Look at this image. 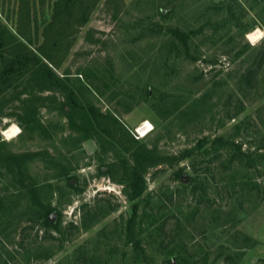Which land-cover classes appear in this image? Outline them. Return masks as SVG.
<instances>
[{"label":"rangeland","instance_id":"obj_1","mask_svg":"<svg viewBox=\"0 0 264 264\" xmlns=\"http://www.w3.org/2000/svg\"><path fill=\"white\" fill-rule=\"evenodd\" d=\"M22 1L0 0V20L46 43L80 106L34 83L2 103L0 264H264V1L80 0L65 23L57 0L19 21ZM137 149L153 164L128 234Z\"/></svg>","mask_w":264,"mask_h":264},{"label":"trees","instance_id":"obj_2","mask_svg":"<svg viewBox=\"0 0 264 264\" xmlns=\"http://www.w3.org/2000/svg\"><path fill=\"white\" fill-rule=\"evenodd\" d=\"M24 4L23 1L20 2V5L18 7V20L21 21L24 20V18L29 19L30 10H28V0ZM264 1V0H263ZM97 0L94 1L93 4H96ZM81 4L80 0H57L54 4V20H60L63 19L64 23L66 21L65 17L68 18L72 17L73 15L80 14L81 10H78V6ZM93 7H90L82 16H84L83 21L81 23H84L91 12ZM77 9V10H76ZM62 21V20H61ZM30 22V21H29ZM78 22V19L77 21ZM65 25V24H64ZM22 25L17 27L16 34L15 32H12L10 28L2 21L0 20V107L2 106V103L8 100L6 99V96L10 94L12 91H16L17 89L23 87L24 85H30L31 89H36L39 92L43 91H54L53 88H58L62 90V92L67 97L68 103L67 106H71L72 110H75L76 107H79V103L76 102V99L74 97L73 91L67 87L65 81L61 79L52 69L53 67H58L60 65V61H56L54 54L47 51L46 43H43L40 47H38L37 50L31 49V47L28 45L30 43L29 39H27L25 36L26 34L21 31ZM71 27V26H70ZM29 29L30 26H29ZM47 30L45 31L44 35L47 37ZM171 33L175 36V38L182 40L185 44L187 43V40L190 39L189 35L185 32L179 30V29H171ZM57 37V40L61 42H65L66 39L65 36ZM70 35L69 37H71ZM67 37V38H69ZM63 38V39H62ZM61 39V40H60ZM57 41V42H58ZM62 42V43H63ZM68 48L72 44L71 41L67 42ZM54 47V45H53ZM55 50V48H54ZM68 51V49H67ZM53 52V51H52ZM26 87V88H30ZM27 89H24L22 94L26 93ZM92 111V121L95 120L98 124H100V121L96 118L94 110L91 108ZM3 110L0 109V113L2 114ZM3 115H1L2 117ZM87 119V118H86ZM85 119V120H86ZM101 125V124H100ZM112 128H114L112 126ZM103 130L108 133L110 136L114 137L112 135V131L109 129ZM215 143L218 144H224L229 145V142H225L222 138H217ZM130 143V140H129ZM238 148V146H236ZM239 153H241V148H238ZM191 155V151H185L180 157L177 158V160H182L185 157H188ZM133 159H134V166L131 169L130 175L127 179V182H125L126 187L129 189L128 197L132 202H135L133 204V214L130 220L128 221L127 230L128 234L132 233L134 228V222L137 217L138 212V205L137 200L142 196L144 192V179L142 175L143 166L145 164H153V160L148 155V151H141L136 150L133 152ZM238 155L235 156V159H239ZM35 202L39 205L40 202L38 201L37 194L34 195ZM42 206V205H41ZM53 212V209H46L45 208V222L50 223L48 220V215H50ZM57 229V227H55ZM139 247L138 243L136 245Z\"/></svg>","mask_w":264,"mask_h":264},{"label":"bare ground","instance_id":"obj_3","mask_svg":"<svg viewBox=\"0 0 264 264\" xmlns=\"http://www.w3.org/2000/svg\"><path fill=\"white\" fill-rule=\"evenodd\" d=\"M261 35L262 32L260 30H257L255 32H251L248 35V37L252 41H256L261 38ZM151 130H152V125L150 124V122H146V124H144L142 127L138 129L137 133H140L141 136L145 137L151 132ZM3 134L7 139L11 140L20 134V130L17 126L13 125L8 127L6 130H4Z\"/></svg>","mask_w":264,"mask_h":264},{"label":"water","instance_id":"obj_4","mask_svg":"<svg viewBox=\"0 0 264 264\" xmlns=\"http://www.w3.org/2000/svg\"><path fill=\"white\" fill-rule=\"evenodd\" d=\"M53 217H54V214H51L48 218L49 221L53 222Z\"/></svg>","mask_w":264,"mask_h":264},{"label":"crops","instance_id":"obj_5","mask_svg":"<svg viewBox=\"0 0 264 264\" xmlns=\"http://www.w3.org/2000/svg\"><path fill=\"white\" fill-rule=\"evenodd\" d=\"M4 113H5L4 111L2 112V114L0 113V116H1V115H4Z\"/></svg>","mask_w":264,"mask_h":264}]
</instances>
